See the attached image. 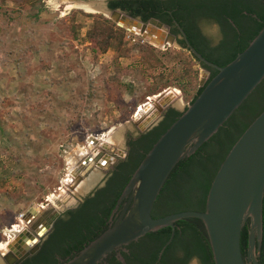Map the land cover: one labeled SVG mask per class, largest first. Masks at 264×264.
I'll use <instances>...</instances> for the list:
<instances>
[{
    "label": "rangeland",
    "instance_id": "1",
    "mask_svg": "<svg viewBox=\"0 0 264 264\" xmlns=\"http://www.w3.org/2000/svg\"><path fill=\"white\" fill-rule=\"evenodd\" d=\"M77 11L102 15L57 0H0V245L5 247L25 227L19 215L41 207L63 214L103 187L112 168L125 158L128 141L143 133L158 107L183 112L190 104L191 95L185 96L175 82L148 94L155 72L147 76L142 58L147 43L140 35L124 30L128 57L113 45L95 57L86 40L92 18ZM3 12L14 20L6 24ZM215 29L212 25L207 31ZM153 48L164 63L182 50L175 44ZM182 59L187 61L185 55ZM117 68L119 84L109 80L117 76ZM195 69L199 83L201 68ZM78 91L86 99H79ZM88 92L94 93L90 104ZM68 103L82 105L73 124L77 114ZM88 156L93 159L81 171ZM74 169L76 177L70 174ZM16 224L20 227L11 229Z\"/></svg>",
    "mask_w": 264,
    "mask_h": 264
},
{
    "label": "water",
    "instance_id": "2",
    "mask_svg": "<svg viewBox=\"0 0 264 264\" xmlns=\"http://www.w3.org/2000/svg\"><path fill=\"white\" fill-rule=\"evenodd\" d=\"M108 0H59V4L86 3L99 6L102 15L119 28L140 35L147 44L163 48L177 45L168 26L150 19L144 23L119 9L111 10ZM101 13V12H99ZM185 51L217 74L205 85L208 70L201 68L199 87L202 91L185 108L182 115L161 135L133 172L122 191L118 204L126 200L118 219L102 234L88 243L63 264H100L108 254L137 241L148 233L188 218L202 222L214 264H259L263 239L264 199V110L252 121L229 150L217 170L207 193L203 212L185 211L161 218L152 217L156 199L172 170L183 159L192 156L229 119L264 79V26L247 48L224 67L206 60L188 41L183 29L175 23ZM165 106V105H164ZM144 123L141 131H149L163 112ZM93 157L88 156V165ZM71 209V208H70ZM35 211V212H33ZM60 214L53 208H31L23 215L24 226L14 235L8 250L17 248L18 264L38 249L39 239ZM248 224L247 249L241 252V233ZM34 232V235L30 232ZM22 238L21 249L17 246ZM173 233L162 248L171 242ZM6 252L0 251L5 259Z\"/></svg>",
    "mask_w": 264,
    "mask_h": 264
},
{
    "label": "trees",
    "instance_id": "3",
    "mask_svg": "<svg viewBox=\"0 0 264 264\" xmlns=\"http://www.w3.org/2000/svg\"><path fill=\"white\" fill-rule=\"evenodd\" d=\"M108 8L124 11L134 18H139L142 22L154 18L170 25L172 33L178 35L175 26L177 23L195 50L206 60L219 67L226 66L239 53L243 52L264 26V0H109ZM17 10L21 12L20 8ZM75 13H81L85 17L92 18V24L86 33V40L90 42L95 57L106 53L112 45L116 47V51L121 56H129L130 49L125 45L123 29L100 14H85L82 11ZM3 14L6 24L14 20L11 14L7 12H3ZM37 17V14H33V18ZM212 25L218 27V34L215 37L205 33L207 28ZM2 30L0 27V32ZM214 39H218V41L214 42ZM179 44L181 48H184L182 39L179 40ZM1 47L2 44L0 45V54L2 52ZM142 51L145 68L149 70L147 76L150 78L149 73L155 72L152 73L151 77L155 84L147 88L149 95H156L160 93L162 86L175 82L181 87L185 96L191 95V103L203 89L199 87V69H195V67L206 68L210 72V77L205 85L217 74L215 69L203 64L199 65L196 59L183 49L171 53L167 57L169 58L167 63H164L158 54H154L155 49L148 44L142 46ZM183 55L186 56L187 61L182 59ZM120 74L121 70L117 68V76L110 77L109 80L119 84L118 76ZM162 81H164L163 85H161ZM127 87L130 88L128 85ZM77 94L79 99H86L82 91H78ZM93 95V92L87 93L88 104H90ZM67 105L76 110L77 114V117L70 124L75 121L78 122L82 105L71 103ZM263 110L264 79L219 128L216 134L192 156L183 159L176 165L156 199L151 213L152 217L161 218L185 211L203 212L210 184L221 163L234 143ZM182 113L169 107L165 111L162 121L147 133L142 134L140 138L142 147L141 149L136 148L141 152L137 150L130 171L120 176L114 173L111 182L115 181L116 183L108 184L106 188L98 190L91 197H87L76 210L67 211L64 217L58 220L56 225L66 231L62 233V237L66 238L64 241H67V247L70 248L66 250L68 252L76 251L69 259L110 226L107 225L106 221L132 176L131 173L136 170L155 142ZM248 224L249 221L243 227L240 239L243 257H245L247 249ZM172 233L171 242L160 254ZM85 237L87 240L84 242L83 238ZM147 238L152 240L153 248L147 258L140 259L141 264H167L166 254L176 247L182 248L183 245L182 249L185 254L183 264H186L191 257L198 258L200 264H214L204 226L198 219L179 220L174 223V228L165 227L156 232L148 233ZM188 247L193 248L189 249ZM131 259L126 257L127 264H132ZM258 262L264 264V199L263 239ZM108 264L121 263L112 258Z\"/></svg>",
    "mask_w": 264,
    "mask_h": 264
},
{
    "label": "flooded vegetation",
    "instance_id": "4",
    "mask_svg": "<svg viewBox=\"0 0 264 264\" xmlns=\"http://www.w3.org/2000/svg\"><path fill=\"white\" fill-rule=\"evenodd\" d=\"M108 1L106 2L107 6H108ZM137 19H139V18H137ZM144 23H146V22H144ZM165 25L168 26L169 33H171L172 35H174L176 37V39H175L176 44L179 47H181V45L179 44V40H181L179 38V34L178 35L175 33L173 34L172 33V27L168 24H165ZM215 28L216 29L214 32H209L206 30L205 33L215 37L218 34V27L215 25ZM217 41H218V39L217 40L214 39V42H217ZM208 73L209 74H208L206 81L210 77V72L208 71ZM165 111L162 113V119L164 118ZM162 119H161V121H162ZM161 121H159V123ZM147 132L148 131H145V132L139 134L138 136H136V137H134L128 141V151H127L125 158L112 168V172L110 173L109 178L105 181L104 186L99 188L98 190L106 188L108 186V184H113V182H115V181L111 182L112 181L111 178L113 177L114 173H117L120 176V175H123L126 172L130 171V169L133 166L132 163H133V160L135 159V154H136L137 150L141 149V147H142V142H141L140 138H141L142 134L147 133ZM136 148H139V149H136ZM86 166H87L86 163H84V161H82V163L78 169H80L81 171H84ZM131 174H133V173H131ZM98 190H96L91 196H93ZM118 200H117V203L112 208L111 213H110V215L106 221L107 225H111L112 223H114L118 219V217L120 216V214L123 210V206H124V203L126 202V200H123V202H121L120 204H118ZM82 203L83 202H81L79 205H77V207H75L73 209H68L67 211L76 210ZM66 212H64L63 214H60L54 220L51 228L46 233H44V235L39 239L38 249L34 252V254L28 256L27 258H25L24 260H22L18 264H63L72 255H74L76 253L75 250L68 252V250L70 248L67 247V243H66L67 241L66 242L64 241L66 238L62 237V233L66 232V231L64 228H60L56 225L58 220L61 217H64V214ZM30 233H32L34 235V232L31 231ZM147 235L148 234H146L145 236H143L142 238L138 239L137 241L131 243L128 246H125L121 249L115 250L112 253L108 254L107 257L100 264H108V261L111 260L112 258L116 259L121 264H127L126 257L132 258L131 259L132 264H141L140 259L141 258H147L149 256V252L152 251V248H153V242L151 239L147 238ZM21 240H22V238L20 239V243H17V246L20 249L22 247V245H21L22 241ZM83 240L85 242V240H87V238L85 237V238H83ZM188 244L192 245L190 242H188ZM183 246H182V248H183ZM67 248H68V250H66ZM182 248L176 247V249H173L166 254V256H167L166 259L168 260L167 264H183L185 254L183 253ZM188 248L192 249L193 247H188ZM73 249H75V248H73ZM12 251H13V249L11 251L9 250V252H8V250L6 251V255H5L6 258L3 259L4 264H15L14 263V257L16 256L17 251L19 252V250L16 248V249H14L13 252ZM193 258H196V257H191V259L186 264H192ZM134 259H136V261H134ZM164 264H166V263H164ZM198 264H200L199 260H198Z\"/></svg>",
    "mask_w": 264,
    "mask_h": 264
},
{
    "label": "bare ground",
    "instance_id": "5",
    "mask_svg": "<svg viewBox=\"0 0 264 264\" xmlns=\"http://www.w3.org/2000/svg\"><path fill=\"white\" fill-rule=\"evenodd\" d=\"M57 3L59 4V0H57ZM68 5H72V6H74V7H77V8H80V9H85V10H87V11H90V12H101L102 13V10H101V8L99 7V6H96V5H93V4H86V3H80V4H77V3H70V4H68ZM67 6V5H66ZM71 7V6H70ZM165 94V96L167 97L168 95L166 94V93H164ZM163 94V95H164ZM163 95H159V98L160 97H162ZM165 97V98H166ZM170 97V96H169ZM171 99V98H170ZM151 101H152V99H150ZM149 106H151V105H149ZM144 107L142 106L141 107V109H140V111H144V109H143ZM113 134V133H112ZM114 138V137H113ZM113 138H111V139H109V141L111 142L112 141V139ZM73 167V166H72ZM69 168H71V167H69ZM75 171V172H74ZM70 174H72L74 177H76V170L74 169L73 171H71V173ZM77 174H79V171L77 170ZM68 180L69 179H67L66 181H65V183L66 184H68L69 182H68ZM72 182H73V180H72ZM78 189V188H77ZM55 202V201H54ZM72 204V203H71ZM33 212H35V211H33ZM22 225H24L23 223H22ZM16 226V225H15ZM14 227V226H13ZM16 229H18V228H15V231H16ZM9 244H10V242H9ZM5 246H3V245H0V251H1V249L3 248L4 249V251H2V252H6L7 250H8V246L7 247H5ZM16 249V248H15ZM11 251V250H10ZM13 251H14V249H13ZM12 251V252H13ZM8 252H9V250H8Z\"/></svg>",
    "mask_w": 264,
    "mask_h": 264
},
{
    "label": "built area",
    "instance_id": "6",
    "mask_svg": "<svg viewBox=\"0 0 264 264\" xmlns=\"http://www.w3.org/2000/svg\"><path fill=\"white\" fill-rule=\"evenodd\" d=\"M22 218H23V214L19 215L18 221H19L20 224H22ZM13 226H15V225H13ZM13 226H11V229H12ZM16 226H19V225L16 224ZM19 227H20V226H19ZM21 228H22V227H21ZM11 229H10V230H11ZM10 230H9V231H10ZM13 236H14V235H13ZM8 237H9V235H8ZM6 243H7V242H6Z\"/></svg>",
    "mask_w": 264,
    "mask_h": 264
},
{
    "label": "clouds",
    "instance_id": "7",
    "mask_svg": "<svg viewBox=\"0 0 264 264\" xmlns=\"http://www.w3.org/2000/svg\"><path fill=\"white\" fill-rule=\"evenodd\" d=\"M192 264H198V258H193Z\"/></svg>",
    "mask_w": 264,
    "mask_h": 264
}]
</instances>
